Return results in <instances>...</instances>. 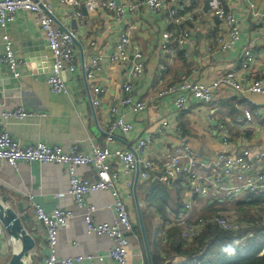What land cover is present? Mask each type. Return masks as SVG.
<instances>
[{
  "label": "crops",
  "instance_id": "0c3cea01",
  "mask_svg": "<svg viewBox=\"0 0 264 264\" xmlns=\"http://www.w3.org/2000/svg\"><path fill=\"white\" fill-rule=\"evenodd\" d=\"M115 1L121 4L125 0ZM178 1L188 12L195 14L193 22L184 14L173 16L167 9L153 13L146 6L134 14L127 13L119 21L107 8L88 10L82 6L74 11L54 1L56 23L75 32L77 37V70L63 73L68 94L62 95H54L48 84L52 67L48 57L50 50L37 18L19 11L5 31L0 29V57L5 51L3 34L7 33L20 61L21 71V77L16 79L0 65V112L24 108L35 114L23 120L0 118L3 129L20 143H44L65 149L78 145L88 151L92 142L106 144L111 123L116 116L122 115L133 125V130L127 134L115 132L108 147L111 150H130L136 147L137 142L151 136L163 119L168 120L170 126L155 138L147 150L137 154L139 159L153 163L149 180L137 179V172L128 174L122 163L110 160L119 177L115 190L126 203L134 225L132 233L125 232L129 240V264H149L135 195L139 200L150 252L164 259L166 264H189V258L172 253L168 234L173 227L183 231V226L176 220L178 214L185 211L187 202L192 206L190 221L222 213L247 225L255 221L259 228L264 229L260 215L242 214L244 206L238 203L246 201L247 195L234 203H226L212 197H192L186 174L170 185L158 180L175 149L183 145L190 146L199 155L197 170L203 175L211 174L213 162L222 151L235 155L247 148L264 150V95L248 90L256 80L262 81L264 86V16L255 17L251 9V4H254L264 14V0H222L224 7L239 20L241 32L239 41L226 51L220 48L219 39L227 40L229 35L223 22L212 14L209 0ZM130 26L134 27L132 45L144 56V73L137 79L131 77L132 56L127 61L112 60L117 54L121 35ZM166 32L173 38L188 32L190 37L183 45L167 53L162 50V35ZM246 52L252 53L254 62L249 71L239 74L241 91L222 86L210 103L199 102L189 95L183 110H178L174 104L178 94L156 95L158 90L185 80L208 83L220 74L239 70L246 59ZM95 58L101 60L100 71L91 64ZM90 73L95 74L93 79L89 77ZM127 83L132 84L133 101L146 103L142 112L135 113L131 107L121 104ZM93 86L105 89V94L95 95ZM97 98L101 99V105L95 107L92 100ZM113 107L118 109V115L112 114ZM246 112L252 114L251 120L247 119ZM224 136L228 137L227 146L223 144ZM96 172L93 166L77 169L79 177L87 180H95ZM69 179L66 165L19 163L14 167L0 160V198L6 196L16 204L23 203V211L31 216L32 221L25 228L36 244L33 252L36 264H44L49 247L45 228L35 217V204L47 212L57 208L74 212V217L60 232V258L84 256L82 264H116L108 258L116 242L107 235L88 233L87 211L75 206L69 193ZM31 196L32 200L29 199ZM87 200L96 208L92 214L94 223L115 222L116 213L112 207L115 199L111 191L90 194ZM246 233L249 237L254 235L250 230ZM0 236V264H9L20 244L13 242L1 224ZM255 242L252 238L243 245ZM89 256L94 259H88ZM100 256H104L103 261L98 259Z\"/></svg>",
  "mask_w": 264,
  "mask_h": 264
},
{
  "label": "built area",
  "instance_id": "2783aa9c",
  "mask_svg": "<svg viewBox=\"0 0 264 264\" xmlns=\"http://www.w3.org/2000/svg\"><path fill=\"white\" fill-rule=\"evenodd\" d=\"M54 1L59 2L63 6L71 7L74 11H78L82 6H85L88 10H96L101 7L107 8L114 12L116 19L119 21L123 20L127 13L134 14L142 6H146L153 13H159L167 9L173 16L184 14L187 20L191 22L195 20V14L188 12L178 0H168V2L164 0H125L121 4H118L115 0H86L85 2L82 0H0V29L3 31L15 20L19 11L26 12L37 18L51 53L52 67L48 84L54 95L68 94L63 73L66 71L74 73L77 70L76 34L63 29L56 23ZM209 6L212 14L223 22L229 35L227 40L219 39L220 48L223 51L229 50L240 39L239 20L230 10L224 7L222 0H209ZM251 9L255 17L264 16L254 4H251ZM78 15L81 16V13L78 12ZM133 33V26L128 27L124 31L117 47V54L112 60L127 61L132 56L131 77L137 79L144 73V56L140 50L132 45ZM189 37L188 32H184L179 38H173L170 33L166 32L162 35V50L169 53L176 46L183 45ZM3 41L5 51L0 57V65L6 67L12 77L18 79L21 77L20 61L13 49L12 40L7 33L3 34ZM100 61L99 58H95L91 62L94 69L98 71L101 70ZM253 62L254 56L252 53L246 52V59L239 70L220 74L216 79L208 83L185 80L158 90L156 95L163 97L178 94L174 99V104L178 110H183L187 106L189 95L199 102L210 103L213 101L215 93L222 86L241 91L242 84L239 80V74L249 71ZM161 69H164V66H161ZM94 75V73H90L89 77L93 79ZM92 89L95 95L98 96L106 92L105 89L98 86H93ZM132 90L131 83L124 85L125 97L122 99L121 104L131 107L135 113L142 112L146 108V103H135L131 95ZM248 90L253 94L264 95V86L262 81L259 80L253 81ZM92 103L95 107L100 106L101 99H93ZM111 112L118 115V109L115 107L111 109ZM34 116V113L28 112L24 108L0 112V118L3 120H23ZM246 117L251 120L252 114L246 112ZM169 126L168 120L163 119L158 129L146 140L137 142L134 149L111 150L108 144L113 142L115 132L119 131L127 134L133 130V125L128 123L124 116L118 115L111 123L106 144L102 145L92 142L88 151H85L78 145H73L68 149L58 146L51 147L44 143L25 145L5 131L0 124V160L14 167L18 166L19 163L66 165L70 174L69 193L73 198L74 204L77 208L87 211L85 222L88 233L100 236L107 235L112 238L116 242V246L110 249L108 258L116 264H129V240L126 233H132L134 225L130 220L126 203L115 190V183L119 177L110 160L114 159L122 163L124 170L128 174L138 171L141 179L149 180L153 171V163L139 159L137 154L147 150L155 138ZM222 140L225 146L229 144L227 136H224ZM199 158V155L190 146L183 145L178 147L171 155L164 172L158 177L159 182L170 185L181 175L186 174L192 197H212L226 203H234L235 200L245 195H247L246 202L255 203L264 194V150L247 148L235 155L222 151L216 156L213 162V171L210 175H203L197 170ZM88 166H93L97 171L95 180L79 177L77 169ZM102 191H111L115 199L112 205L116 213L114 223L96 224L93 221L92 214L96 208L94 204L88 202L87 197L90 194ZM29 199L32 200L33 197L31 196ZM34 210L36 220L45 228L49 247V255L45 258L44 264H82L85 260L84 256L69 258H60L58 256L60 232L74 217V212L63 208L47 212L42 206L36 204ZM191 211V203L187 202L185 211L180 212L176 220L178 225L183 226L181 237L186 241H192L200 237L209 225H216L224 231L233 233L243 232L251 228V226L240 222L238 218L228 217L222 213H217L209 218L198 217L196 220L190 221L189 215ZM252 212L261 216L262 224L264 225V203L255 205ZM251 237L247 234V236L237 241V245L247 243ZM1 242L2 237L0 236V245ZM88 259L92 260L94 257L89 256ZM98 259L103 261L104 256H100Z\"/></svg>",
  "mask_w": 264,
  "mask_h": 264
},
{
  "label": "trees",
  "instance_id": "16d2710c",
  "mask_svg": "<svg viewBox=\"0 0 264 264\" xmlns=\"http://www.w3.org/2000/svg\"><path fill=\"white\" fill-rule=\"evenodd\" d=\"M261 198L263 201H260ZM260 203H264V194L255 203L243 201L238 204L241 206L249 205L253 208ZM215 214L217 213L209 217ZM252 214L254 213L252 212ZM253 222L249 223L251 226L249 230L254 234L253 238L257 242L246 246L237 245V241L247 236L246 232L249 230L233 233L224 231L216 225H209L200 237L186 241L182 239V231L179 228H170L168 234L172 242V253L189 258V264H264V243L261 240L263 228H259V224ZM228 248L233 251H226ZM151 258L153 264H166L164 259H160L159 256L155 257L152 253Z\"/></svg>",
  "mask_w": 264,
  "mask_h": 264
},
{
  "label": "water",
  "instance_id": "95a60500",
  "mask_svg": "<svg viewBox=\"0 0 264 264\" xmlns=\"http://www.w3.org/2000/svg\"><path fill=\"white\" fill-rule=\"evenodd\" d=\"M85 2L86 0H82ZM50 52V51H49ZM49 62L52 65L51 53H48ZM51 58V59H50ZM46 58H44L45 60ZM137 179L139 178V172L137 171ZM136 190V186H135ZM137 201V206L140 213L141 221V232L143 237V242L145 245L147 257L149 264H153L151 258V252L149 248V242L147 237V232L142 220L141 211L139 208V200L137 195H135ZM31 216L23 211V203L16 204L10 201L6 196L0 198V224L7 233V235L13 240L14 243L20 244V248L13 253L11 261L9 264H36V256L33 253L35 251V241L27 233L25 225L31 222Z\"/></svg>",
  "mask_w": 264,
  "mask_h": 264
},
{
  "label": "rangeland",
  "instance_id": "374dc122",
  "mask_svg": "<svg viewBox=\"0 0 264 264\" xmlns=\"http://www.w3.org/2000/svg\"><path fill=\"white\" fill-rule=\"evenodd\" d=\"M252 210H253V208L251 207V206H249V205H244V211H242V214L244 215H247V216H251L252 215ZM264 231V229L261 231V232H263ZM260 232V233H261ZM263 235V234H262ZM253 238V237H252ZM251 238V239H252ZM257 238H259V237H257ZM262 239H264V235L263 236H261V240ZM263 243H264V241H263Z\"/></svg>",
  "mask_w": 264,
  "mask_h": 264
},
{
  "label": "clouds",
  "instance_id": "9594fccd",
  "mask_svg": "<svg viewBox=\"0 0 264 264\" xmlns=\"http://www.w3.org/2000/svg\"><path fill=\"white\" fill-rule=\"evenodd\" d=\"M226 251L231 252L233 251L231 248L226 249Z\"/></svg>",
  "mask_w": 264,
  "mask_h": 264
}]
</instances>
